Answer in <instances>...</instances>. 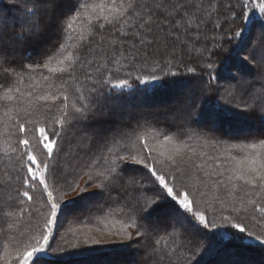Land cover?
<instances>
[{
  "label": "snow or ice",
  "instance_id": "snow-or-ice-1",
  "mask_svg": "<svg viewBox=\"0 0 264 264\" xmlns=\"http://www.w3.org/2000/svg\"><path fill=\"white\" fill-rule=\"evenodd\" d=\"M7 4L0 264H264V0Z\"/></svg>",
  "mask_w": 264,
  "mask_h": 264
},
{
  "label": "trees",
  "instance_id": "trees-1",
  "mask_svg": "<svg viewBox=\"0 0 264 264\" xmlns=\"http://www.w3.org/2000/svg\"><path fill=\"white\" fill-rule=\"evenodd\" d=\"M3 7H5V8L8 7L7 0H0V8H3ZM224 55H226V53ZM25 87H26V85H25ZM35 88L37 91H48L49 90L46 82H42V81L39 83H36ZM51 90L55 91L54 88ZM0 91H2V90H0ZM0 103H3V102H0ZM57 103H59V102H57ZM134 106L140 107L145 113L154 114L156 111L155 105L145 107L143 101L140 100L139 98H137L136 101H134ZM4 111H5V109L3 107H0V154H2L6 148L4 141H5V134L8 132V128L6 125L9 122L8 118L4 116ZM91 215L92 214L88 210H84V212L82 213V219H84L86 222L90 221L87 223L88 226H94V224H92L91 222L92 221L94 222L95 220L91 219ZM255 215L259 216V213L255 214ZM69 223L70 224L72 223L73 225H75V227H80V228H83L82 225H84L79 220L74 219V218L69 219V221L66 223V225H68ZM22 226H24L26 228V225L22 224ZM6 227H7V225L4 221L3 214L0 213V232H2L4 229H6ZM92 229H93V227H92ZM0 238L2 239V236H0ZM245 255L253 257L256 255V253L247 252V253H245ZM212 259H213V264H216V261L221 259V257H215Z\"/></svg>",
  "mask_w": 264,
  "mask_h": 264
},
{
  "label": "rangeland",
  "instance_id": "rangeland-1",
  "mask_svg": "<svg viewBox=\"0 0 264 264\" xmlns=\"http://www.w3.org/2000/svg\"><path fill=\"white\" fill-rule=\"evenodd\" d=\"M91 223L94 224V226H88V225H87V228H90V229H91V234H92V235H97V236H98L99 233L96 232V230H95L96 221H94V222L92 221ZM253 223L255 224V220H253ZM82 226H83V228H84V225H82ZM100 226L102 227V225H100ZM65 227H67V228L81 229L80 227H75V225H73L72 223H71V224L69 223L68 225H65ZM92 227H93V229H92ZM85 230H87V229H85ZM69 237L72 238V237H71V233H69ZM0 239H1V238H0Z\"/></svg>",
  "mask_w": 264,
  "mask_h": 264
}]
</instances>
